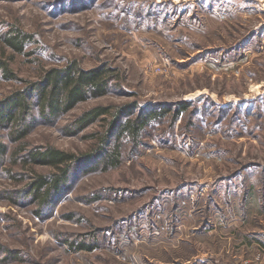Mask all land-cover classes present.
I'll list each match as a JSON object with an SVG mask.
<instances>
[{
	"label": "rangeland",
	"instance_id": "1",
	"mask_svg": "<svg viewBox=\"0 0 264 264\" xmlns=\"http://www.w3.org/2000/svg\"><path fill=\"white\" fill-rule=\"evenodd\" d=\"M0 59L15 75L0 71V103L73 63L110 79L8 141L0 264H264V0H0ZM97 106L111 110L67 128ZM154 111L136 140L119 134ZM116 140L120 166H94ZM49 146L81 159L41 203L33 175L55 169L23 159Z\"/></svg>",
	"mask_w": 264,
	"mask_h": 264
},
{
	"label": "trees",
	"instance_id": "2",
	"mask_svg": "<svg viewBox=\"0 0 264 264\" xmlns=\"http://www.w3.org/2000/svg\"><path fill=\"white\" fill-rule=\"evenodd\" d=\"M4 37L10 46L22 51L28 34L14 28ZM0 71L6 79L15 78L9 63L2 59H0ZM105 74V69L86 70L73 63L65 69H53L47 72L45 81L31 83L27 89L16 91L11 97L0 103V159L8 155L9 142H23L31 133L38 120L33 113L35 108L38 117L45 121L56 120L70 112L79 103L107 94L110 79L104 78ZM110 110V107H94L76 117L67 128H73V132L82 131L108 114ZM160 114L163 112L154 111L135 120H127L120 124L118 132L120 135L128 134L136 140L149 121ZM102 141L105 145L109 144L106 137ZM114 145V149L111 152H105L100 162L95 163L94 166L100 163V168L105 171L120 166V142L116 140ZM19 150L15 152V155L24 157ZM80 159L81 157L73 153L52 146L46 147L44 150L35 148L29 151L23 159L24 165L33 163L55 169L51 174L36 173L33 175L30 194H33L35 200H39L41 203L49 200L53 191L61 190V187L69 179L72 167ZM70 245L75 248L76 244L71 242ZM85 247V244L78 243V249Z\"/></svg>",
	"mask_w": 264,
	"mask_h": 264
}]
</instances>
